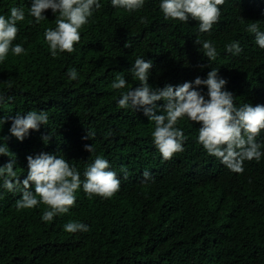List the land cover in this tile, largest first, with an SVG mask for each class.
Wrapping results in <instances>:
<instances>
[{"label": "trees", "instance_id": "trees-1", "mask_svg": "<svg viewBox=\"0 0 264 264\" xmlns=\"http://www.w3.org/2000/svg\"><path fill=\"white\" fill-rule=\"evenodd\" d=\"M31 2L0 0V15L7 18L12 7L25 14L12 42L25 51L19 56L9 51L0 62L5 98L0 118H8L0 126V137H7L0 144L14 155H0V166L16 159L14 171L23 180L26 157L45 152L63 156L83 179L99 155L120 188L105 199L88 196L81 187L68 213L44 221L45 205L18 209L21 191L9 192L0 178V264H264V155L245 160L243 173H235L208 154L197 140L200 125L185 116L176 125L186 137L184 150L164 160L153 143L154 122L142 109L117 103L120 92L139 86L128 70L144 57L153 64L148 80L153 88L206 79L215 68L237 107L264 105V49L246 30L258 21L264 31V0H225L218 22L205 33L197 21L166 20L160 0H144L133 12L99 0L101 8L80 29L75 51L55 58L44 31L55 27L58 13L49 9L36 23ZM197 39L214 45L215 60L203 55ZM235 41L242 48L238 55L225 48ZM72 68L75 80L67 75ZM117 74L124 75L125 89L111 88ZM197 91L207 98L206 86ZM31 110L47 112L48 123L17 140L9 133L11 118ZM46 134L47 143L41 139ZM256 142L264 152V130ZM86 144L94 151H85ZM146 171L152 179L144 183ZM69 221L87 225L88 231H65Z\"/></svg>", "mask_w": 264, "mask_h": 264}, {"label": "clouds", "instance_id": "clouds-1", "mask_svg": "<svg viewBox=\"0 0 264 264\" xmlns=\"http://www.w3.org/2000/svg\"><path fill=\"white\" fill-rule=\"evenodd\" d=\"M224 3L225 0H160L159 9L166 20L185 23L189 19L197 21L199 32L205 33L218 22L221 15L219 6ZM111 5L133 12L143 7L144 0H111ZM100 8L99 0H32L29 14L39 23L46 19L43 14L45 11L50 9L53 14L58 13L55 27L44 31L50 54L55 58L58 53L75 51L74 45L80 42V29L88 23L94 10ZM24 19V11L17 7L10 9L7 18L0 15V62L6 59L9 51L16 56L25 51L21 44H12L18 33L16 24ZM145 19L142 17L141 22H145ZM246 30L254 34L255 43L264 49V31L260 29L259 22L250 23ZM194 44L202 46L203 55L209 61L216 59L217 51L210 41L202 42L197 39ZM125 47H130V44L126 43ZM225 48L234 55L242 51L239 41L226 44ZM152 66V61L144 57L135 59L128 71L139 81V86L120 92L117 103L122 109H142L148 120L154 122L153 143L164 160L171 159L175 153L184 150L186 137L176 125L185 116L200 125L197 140L208 154L219 158L231 171L243 173L245 160L261 159L264 152L261 151L262 145L256 142V137L264 130V105L244 103L237 107L235 97L225 88L226 79L220 77L215 68L207 73L206 79L197 76L194 80L179 85L165 84L162 88H153L148 83ZM67 75L70 80H75L78 73L72 68ZM126 84L124 75L117 74L111 88L125 89ZM201 85L207 88V98L197 91V87ZM4 99L0 96V102ZM157 101H163V104L158 105ZM7 119L0 118V126ZM11 120L9 133L22 141L30 130H39L41 125L48 123V114L31 110L23 115L18 113ZM50 138L49 134L41 137L45 143ZM85 138L89 139L88 135ZM6 139L7 137H0L2 141ZM84 149L89 153L94 151L91 144L84 145ZM0 155L14 156L4 143L0 144ZM26 160L27 172L23 180L14 171L16 159L12 158L0 166V178L3 179V187L9 192L21 191V198L16 202L18 209L45 205L46 210L42 213L44 221H52L55 216L68 213L75 205L76 192L81 187L88 196L95 195L105 199L111 198L120 188L116 173L109 170V162L99 155L85 168L83 179L78 169L63 156L41 152L35 156H27ZM143 177L144 183L152 179L147 171L143 173ZM33 188L34 191L31 190ZM64 230L69 233L88 231V226L69 221L64 225Z\"/></svg>", "mask_w": 264, "mask_h": 264}]
</instances>
